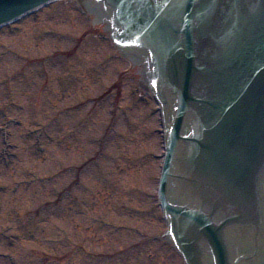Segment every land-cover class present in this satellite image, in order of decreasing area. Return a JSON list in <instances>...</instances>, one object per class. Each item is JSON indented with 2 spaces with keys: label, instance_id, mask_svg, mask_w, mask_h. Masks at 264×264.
<instances>
[{
  "label": "rangeland",
  "instance_id": "1",
  "mask_svg": "<svg viewBox=\"0 0 264 264\" xmlns=\"http://www.w3.org/2000/svg\"><path fill=\"white\" fill-rule=\"evenodd\" d=\"M98 12L55 0L0 27V264H133L140 248L139 264H185L156 204L159 102L140 52L113 43ZM102 218L128 228L110 233ZM260 229L227 235L239 264H264Z\"/></svg>",
  "mask_w": 264,
  "mask_h": 264
},
{
  "label": "water",
  "instance_id": "2",
  "mask_svg": "<svg viewBox=\"0 0 264 264\" xmlns=\"http://www.w3.org/2000/svg\"><path fill=\"white\" fill-rule=\"evenodd\" d=\"M49 1L0 0V26ZM96 2L113 40L149 55L166 123L158 193L176 247L187 264H239L226 236L264 223V0ZM170 181L201 206L170 201Z\"/></svg>",
  "mask_w": 264,
  "mask_h": 264
},
{
  "label": "bare ground",
  "instance_id": "3",
  "mask_svg": "<svg viewBox=\"0 0 264 264\" xmlns=\"http://www.w3.org/2000/svg\"><path fill=\"white\" fill-rule=\"evenodd\" d=\"M107 11V13L109 14V12H108V10H106ZM144 49V48H143ZM144 51H145V49H144ZM143 51V52H144ZM141 52V51H140ZM142 52V53H143ZM145 53H146V55H145ZM144 54V56H146V60L148 59V57H149V55H148V53H147V50L143 53ZM147 64H149V62L147 61ZM150 65V64H149ZM150 67V66H149ZM151 70V69H150Z\"/></svg>",
  "mask_w": 264,
  "mask_h": 264
}]
</instances>
